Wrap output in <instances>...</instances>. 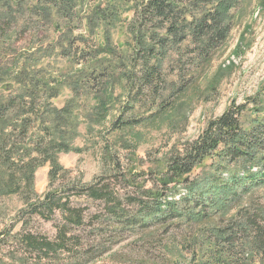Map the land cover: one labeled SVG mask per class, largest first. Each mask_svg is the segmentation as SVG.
Wrapping results in <instances>:
<instances>
[{
    "label": "trees",
    "instance_id": "1",
    "mask_svg": "<svg viewBox=\"0 0 264 264\" xmlns=\"http://www.w3.org/2000/svg\"><path fill=\"white\" fill-rule=\"evenodd\" d=\"M131 1L132 19L124 16V10L128 9L122 5L101 0L91 9L86 8V0H0V57L7 41L12 44L20 33L37 31V26L60 33L58 46L65 56L72 55L71 46L80 37L87 39L83 32L79 36L74 34L83 26L96 41L101 38L99 43L104 51L113 53L112 29L127 23L131 37L129 64L120 72L119 79L124 80L127 95L134 92L136 101L144 102V97H148L145 93L161 98L160 110L156 112L159 113L170 107V98L175 99L184 89L178 83L173 93L162 95L166 90L164 64L170 53L176 52L178 60L185 55L191 58L189 73L199 68L228 40L232 12L240 0ZM49 50L47 46L43 49L39 46L25 52L12 71L6 68L0 74L3 77L11 72L12 80L20 87L18 93L10 96L0 91V196L21 197L25 208L20 219L24 223L28 224L34 215L47 221L59 218L54 239L28 230L19 233L27 250L39 255L38 263L62 253L76 258V263L69 259L66 264H85L79 263L81 258L88 255L97 258L111 251L112 243L123 240L120 233L127 230L137 232L143 241L155 236V231L162 232L163 242L173 226L191 229L196 226L198 233L185 236L177 245L183 249L189 240L196 264H264V213L248 212L241 207L236 214H230L255 187H264V114L253 117L244 126L241 116L246 105L232 103L220 116L211 119L196 139L187 141L182 149L167 157L164 168L154 177L158 181L153 186L139 185L142 174L134 173L132 168L86 183L76 176L74 179L58 155L77 150L70 144L78 135L73 124L74 109L81 96L90 93L87 85L89 88L92 85L83 84L85 70L74 73L58 86L61 80L53 79L50 84L35 67L39 54ZM103 78H106L104 89L118 82L109 71ZM62 85L72 95L58 107L54 99ZM38 98L44 99L42 104H37ZM129 101L126 99L122 106ZM259 111L264 113V108ZM115 124L123 127L135 123L119 118ZM105 153L106 160L113 156L107 145ZM207 159L212 160L210 169L193 177ZM46 164L50 165V189L38 194L35 174ZM113 164L120 168L118 159ZM119 175L125 177L126 185L134 187L133 193L121 194L119 189L126 185L112 183ZM73 197L98 202L101 211L86 214L88 207L74 204ZM88 229L93 234H82ZM201 240L202 246L197 245ZM163 247L170 250L167 244ZM257 255L260 261L256 263Z\"/></svg>",
    "mask_w": 264,
    "mask_h": 264
},
{
    "label": "rangeland",
    "instance_id": "2",
    "mask_svg": "<svg viewBox=\"0 0 264 264\" xmlns=\"http://www.w3.org/2000/svg\"><path fill=\"white\" fill-rule=\"evenodd\" d=\"M96 2L98 0H86V8H93ZM101 2L122 5L123 8L128 9L124 10V16L132 19L133 2L131 0L129 2L101 0ZM232 13V30L228 40L199 68L189 73L191 58L185 55L178 60L176 52L170 53L164 64L166 90L162 95L168 96L173 93L178 83L184 89L175 96V99L170 98L171 101H169L172 102L170 107L159 113L156 112L160 110L161 98L156 99L151 97L153 95L145 93L148 97H144L143 94L146 99L144 102L136 101L137 99L133 97L134 92L127 95L124 80L119 79L120 72H123L129 64L128 44L131 43V37L127 32V23H120L112 29L110 50L113 53L104 51L99 43L101 38L96 41L84 26L77 28L74 34L79 36L83 32L87 39L83 40L80 37L76 44L71 46L73 48L71 56H65L60 51L58 44L62 38L59 32H54L52 28L37 26V31L20 33L14 43L6 42L8 45L4 47L3 57H0V74L6 68L12 71L18 58L22 60L25 52L34 51L39 46L40 49L46 46L50 48L48 53L39 54V62L35 65L40 70L41 76L50 81V84L54 82L53 79L61 80L58 81V86L59 82L73 77L74 73L85 70L87 75L83 84L86 86L90 83L92 87L89 88L87 85L90 93L83 94L74 109L73 124L78 135L70 144L77 150L60 152L58 155L60 163L72 171L74 179L76 176L86 183L97 182L101 178L120 174L127 170L126 168H132L134 173L142 174L139 177V185L150 187L158 181H155L154 177L164 168L167 157L182 149L187 141L196 139L208 122L220 116L232 103L246 105V110L241 116L244 126H247L253 117L264 114L259 111L264 108V0H240ZM94 49L96 55H94ZM107 71L112 72L114 79L117 78L118 82L107 85L104 89L106 78L103 77ZM11 75V72L3 77L0 75V91L5 96L14 95L20 90ZM59 90L54 104L61 107L70 99L72 93L64 85L60 86ZM126 99L130 101L124 107L122 104ZM43 100L38 98L37 104ZM119 118L132 120L135 124L118 127L119 125L115 122ZM106 145L113 152V156L107 160L105 159ZM117 159L120 161V168L113 164V161ZM211 162L212 160L207 159L192 176L208 171ZM49 169L50 165L46 164L36 171L35 190L38 194H43L50 189ZM124 178L123 175H119L113 179L112 183L115 182L117 186L123 187L126 185ZM158 184L161 188L159 182ZM119 190L121 194H124L133 193L135 189L126 185ZM72 200L76 205H86L88 207L86 214L100 212L102 208L100 203L85 197H73ZM241 207L248 212L259 210L264 213V187H255L244 196L230 214H236ZM23 208L25 205L20 196L16 194L0 196V264H66L69 259L72 263H76V258L62 253L51 255V258L42 259L38 263L39 255L27 250L20 241L19 233L28 230L54 239L59 218L55 221H47L34 215L27 224L20 219ZM198 229L196 226L192 229L185 226L180 228L173 226L167 231L165 236L167 238L163 242L161 241L162 232L155 231V236L143 241L137 232L131 233L127 230L120 233L123 240L112 243L111 251L97 258L88 255L84 259L81 258L82 261L79 263L196 264L190 241L183 245V249L177 245L181 244L185 236L192 237L198 233ZM91 232L93 231L88 229L82 234H93ZM174 237L177 241H173ZM201 243L202 240L197 245ZM164 244H167L170 250H165ZM197 245L194 249L199 257L200 251ZM258 261H260L259 255L255 257V262Z\"/></svg>",
    "mask_w": 264,
    "mask_h": 264
}]
</instances>
